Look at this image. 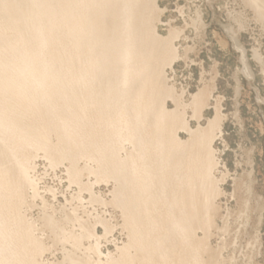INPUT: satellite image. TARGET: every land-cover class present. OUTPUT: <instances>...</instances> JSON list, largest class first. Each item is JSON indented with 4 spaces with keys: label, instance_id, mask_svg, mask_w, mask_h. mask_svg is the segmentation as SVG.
Returning a JSON list of instances; mask_svg holds the SVG:
<instances>
[{
    "label": "bare ground",
    "instance_id": "bare-ground-1",
    "mask_svg": "<svg viewBox=\"0 0 264 264\" xmlns=\"http://www.w3.org/2000/svg\"><path fill=\"white\" fill-rule=\"evenodd\" d=\"M247 2L264 17V0ZM156 11V0H0V264L42 263L47 245L23 213L39 151L67 162L82 188L85 173L113 182L128 241L105 263L220 264L198 236L213 225L209 132L166 107L163 68L175 51L155 32ZM87 227L57 237L80 250ZM74 253L70 264L101 260Z\"/></svg>",
    "mask_w": 264,
    "mask_h": 264
},
{
    "label": "rangeland",
    "instance_id": "rangeland-1",
    "mask_svg": "<svg viewBox=\"0 0 264 264\" xmlns=\"http://www.w3.org/2000/svg\"><path fill=\"white\" fill-rule=\"evenodd\" d=\"M247 1L156 0L153 23L175 51L163 68L173 92L166 107H179L188 129L209 132L213 225L198 236L206 238L220 264H264V17ZM178 135L190 138L183 128ZM33 159L30 175L38 185L28 189L23 213L47 245L41 264H70L67 254L74 252L93 262L101 259L99 264L118 256L128 231L121 208L113 204V182L85 173L82 182L88 184L82 188L70 178L67 162L53 165L40 151ZM86 162L79 164L93 166ZM83 226L94 228V235L84 237L80 250L57 237L59 228L80 235Z\"/></svg>",
    "mask_w": 264,
    "mask_h": 264
}]
</instances>
